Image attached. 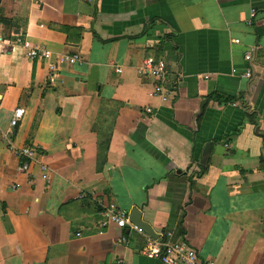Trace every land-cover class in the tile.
Segmentation results:
<instances>
[{
    "label": "crops",
    "instance_id": "obj_1",
    "mask_svg": "<svg viewBox=\"0 0 264 264\" xmlns=\"http://www.w3.org/2000/svg\"><path fill=\"white\" fill-rule=\"evenodd\" d=\"M168 235L264 264V0H0V264H164Z\"/></svg>",
    "mask_w": 264,
    "mask_h": 264
},
{
    "label": "built area",
    "instance_id": "obj_2",
    "mask_svg": "<svg viewBox=\"0 0 264 264\" xmlns=\"http://www.w3.org/2000/svg\"><path fill=\"white\" fill-rule=\"evenodd\" d=\"M23 44L25 49L28 50V55L31 58H37L42 56H48L49 52L44 48H39L35 45H31L28 41H20ZM70 64H73L79 60L77 55L67 56L65 58ZM246 59L250 60L251 55H246ZM118 73H122V69L116 70ZM140 73L147 74L149 77H153L156 81V93L162 95L163 99H167L166 95H163V88L161 85L167 77H169L170 72L165 61L156 60L154 58H147L141 69ZM249 76V73L245 74V77ZM24 115V110L18 108L15 110L14 115L10 121L9 128L4 132L5 137H10L19 122L22 120ZM36 151L34 148H25L20 151V155L31 160L35 159ZM30 165L29 163H24L22 166V171H28ZM103 216L105 218V224L114 223L120 228L125 229L126 227H133L132 222L130 221L129 214L124 209L120 208L115 203H109L104 205ZM135 229L142 232L138 226H134ZM124 241V240H123ZM146 255L160 259L164 264H201L198 259L196 251L191 248L185 242H173L170 240V235H168L164 240L158 244H150L148 250L144 252Z\"/></svg>",
    "mask_w": 264,
    "mask_h": 264
},
{
    "label": "water",
    "instance_id": "obj_3",
    "mask_svg": "<svg viewBox=\"0 0 264 264\" xmlns=\"http://www.w3.org/2000/svg\"><path fill=\"white\" fill-rule=\"evenodd\" d=\"M134 223H135L136 225H138V227H140L144 232L150 234V235L153 236V237H157V235H155V234L150 230L149 226L146 225L145 223H141V222H139V221H134Z\"/></svg>",
    "mask_w": 264,
    "mask_h": 264
},
{
    "label": "trees",
    "instance_id": "obj_4",
    "mask_svg": "<svg viewBox=\"0 0 264 264\" xmlns=\"http://www.w3.org/2000/svg\"><path fill=\"white\" fill-rule=\"evenodd\" d=\"M215 99H220V100H222L220 97H215ZM233 101V99H226L225 101Z\"/></svg>",
    "mask_w": 264,
    "mask_h": 264
}]
</instances>
